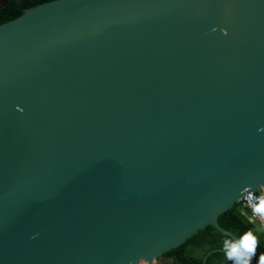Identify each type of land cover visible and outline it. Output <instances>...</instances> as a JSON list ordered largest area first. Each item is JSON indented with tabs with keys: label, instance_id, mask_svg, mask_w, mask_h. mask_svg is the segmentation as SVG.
I'll use <instances>...</instances> for the list:
<instances>
[{
	"label": "water",
	"instance_id": "obj_1",
	"mask_svg": "<svg viewBox=\"0 0 264 264\" xmlns=\"http://www.w3.org/2000/svg\"><path fill=\"white\" fill-rule=\"evenodd\" d=\"M262 186L264 0H49L0 23V264L239 240L219 216Z\"/></svg>",
	"mask_w": 264,
	"mask_h": 264
},
{
	"label": "trees",
	"instance_id": "obj_2",
	"mask_svg": "<svg viewBox=\"0 0 264 264\" xmlns=\"http://www.w3.org/2000/svg\"><path fill=\"white\" fill-rule=\"evenodd\" d=\"M34 3L11 2L10 6L0 10V23L19 16L26 7ZM219 223L225 229L233 232L239 239L249 230L257 237L256 253L251 260L259 264V258L264 253V233L258 221L249 218V210L242 202L235 203L230 209L219 216ZM235 239L217 230L214 226L208 225L199 230L196 234L188 238L183 244L167 251L165 255L172 257L173 264H204L205 256L212 250L206 260V264H234L233 260L228 259L226 251L215 250L225 249V240Z\"/></svg>",
	"mask_w": 264,
	"mask_h": 264
},
{
	"label": "clouds",
	"instance_id": "obj_3",
	"mask_svg": "<svg viewBox=\"0 0 264 264\" xmlns=\"http://www.w3.org/2000/svg\"><path fill=\"white\" fill-rule=\"evenodd\" d=\"M252 196H249V200ZM254 214L264 218V196L258 198L255 204L251 205ZM251 239L252 246H247V241ZM257 237L251 230L246 232L239 240H225L224 248L228 259L233 260L234 264H251V259L256 253L257 248ZM259 264H264V253L260 255Z\"/></svg>",
	"mask_w": 264,
	"mask_h": 264
},
{
	"label": "built area",
	"instance_id": "obj_4",
	"mask_svg": "<svg viewBox=\"0 0 264 264\" xmlns=\"http://www.w3.org/2000/svg\"><path fill=\"white\" fill-rule=\"evenodd\" d=\"M252 196V199L249 200V196ZM264 196V186L261 187V190L258 191H250L246 194H244V196L241 198V202L243 204V206L249 210V218L251 220H255L258 221L261 227L262 232L264 233V219L261 218L259 215H256L253 213L252 211V204H255L258 201V198ZM140 264H149L148 262H141ZM152 264H156V262L152 263Z\"/></svg>",
	"mask_w": 264,
	"mask_h": 264
},
{
	"label": "flooded vegetation",
	"instance_id": "obj_5",
	"mask_svg": "<svg viewBox=\"0 0 264 264\" xmlns=\"http://www.w3.org/2000/svg\"><path fill=\"white\" fill-rule=\"evenodd\" d=\"M13 1L21 2V3L32 2V3H34V5H37L39 3H43V2H46L49 0H33V1L32 0H0V10L10 6L11 2H13ZM34 5H32V6H34ZM32 6H29V7H32ZM26 8H28V7H26ZM160 259H161L160 264H171L170 259H173V258L164 254L163 257H161ZM173 262H174V260H173ZM173 262H172V264H173Z\"/></svg>",
	"mask_w": 264,
	"mask_h": 264
},
{
	"label": "snow or ice",
	"instance_id": "obj_6",
	"mask_svg": "<svg viewBox=\"0 0 264 264\" xmlns=\"http://www.w3.org/2000/svg\"><path fill=\"white\" fill-rule=\"evenodd\" d=\"M246 243L248 247H251L253 242L251 241V239H249Z\"/></svg>",
	"mask_w": 264,
	"mask_h": 264
},
{
	"label": "crops",
	"instance_id": "obj_7",
	"mask_svg": "<svg viewBox=\"0 0 264 264\" xmlns=\"http://www.w3.org/2000/svg\"><path fill=\"white\" fill-rule=\"evenodd\" d=\"M263 219H264V218H263ZM160 260H161V259L157 260V261H156V264H160Z\"/></svg>",
	"mask_w": 264,
	"mask_h": 264
}]
</instances>
